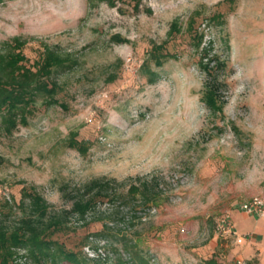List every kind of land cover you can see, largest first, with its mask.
Wrapping results in <instances>:
<instances>
[{"label": "rangeland", "instance_id": "obj_1", "mask_svg": "<svg viewBox=\"0 0 264 264\" xmlns=\"http://www.w3.org/2000/svg\"><path fill=\"white\" fill-rule=\"evenodd\" d=\"M13 38L28 64L44 48L68 56L56 102L36 97L9 128L0 116V221L17 224L29 195L67 209L71 188L105 177L116 196L86 225L68 214L52 236L65 248L93 264H135V251L148 264H233L247 238L218 221L229 212L243 233L239 204L264 190V0H3L0 48ZM150 177L158 205L127 196ZM13 258L50 264L21 246Z\"/></svg>", "mask_w": 264, "mask_h": 264}, {"label": "trees", "instance_id": "obj_2", "mask_svg": "<svg viewBox=\"0 0 264 264\" xmlns=\"http://www.w3.org/2000/svg\"><path fill=\"white\" fill-rule=\"evenodd\" d=\"M104 1L113 4L115 0ZM198 37L200 43L201 34H198ZM25 43L26 40L13 38L6 46L1 45L0 48V116L6 128L13 125L12 119L24 116L25 110L30 103L36 101V97L40 96L45 103L56 102V95L62 87L56 74L62 65L67 64L68 55L62 58L44 48L37 62L28 64L22 50ZM162 49L163 45H153L148 54L149 61L160 64V55L165 54ZM213 88L215 89L216 85L209 82V91ZM212 99L208 94L207 100L211 102ZM156 187L154 177L140 179L136 184L128 186L126 194L141 204L151 202L158 205L159 194L155 191ZM69 193L71 202L67 209L51 212L48 203L29 195V213L23 215L17 224L7 227L0 221V264H13L10 260L14 259V249L17 246L24 247L36 263H40L41 259H49L50 264H58L59 261L68 264H93L96 261L95 257L87 256L82 250L65 248L52 236L56 231L69 228L66 226L68 214L76 215L78 219L84 220L82 223L86 225L85 217L95 210L96 203L113 201L116 194L110 190L109 180L105 177H94L81 186L71 188ZM111 213L117 214L118 211ZM94 219L102 221L100 230L95 234L106 235L103 232L108 228L107 221L99 217ZM82 243L84 245L85 241ZM122 243L126 247L129 240L124 239ZM138 245L137 242L131 244L136 249ZM133 258L137 261L135 264H148L147 259L137 251L134 252Z\"/></svg>", "mask_w": 264, "mask_h": 264}, {"label": "crops", "instance_id": "obj_3", "mask_svg": "<svg viewBox=\"0 0 264 264\" xmlns=\"http://www.w3.org/2000/svg\"><path fill=\"white\" fill-rule=\"evenodd\" d=\"M244 215L249 228L245 227L241 233L246 235L247 240L237 252V258L245 260L246 264H264V216Z\"/></svg>", "mask_w": 264, "mask_h": 264}, {"label": "built area", "instance_id": "obj_4", "mask_svg": "<svg viewBox=\"0 0 264 264\" xmlns=\"http://www.w3.org/2000/svg\"><path fill=\"white\" fill-rule=\"evenodd\" d=\"M239 208L245 214L264 216V192L251 195L239 204ZM217 230L224 235L234 237V240L241 243L245 238V234L237 233L234 229L229 212L223 214L217 224ZM233 264H245L244 260L236 259Z\"/></svg>", "mask_w": 264, "mask_h": 264}]
</instances>
